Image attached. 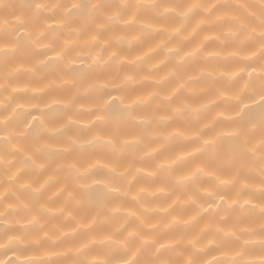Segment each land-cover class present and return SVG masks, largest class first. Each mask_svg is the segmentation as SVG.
Masks as SVG:
<instances>
[{
  "label": "clouds",
  "instance_id": "obj_1",
  "mask_svg": "<svg viewBox=\"0 0 264 264\" xmlns=\"http://www.w3.org/2000/svg\"><path fill=\"white\" fill-rule=\"evenodd\" d=\"M0 264H264V0H0Z\"/></svg>",
  "mask_w": 264,
  "mask_h": 264
}]
</instances>
